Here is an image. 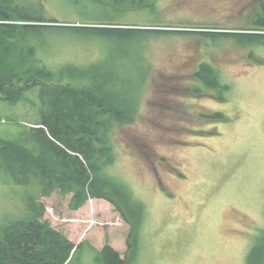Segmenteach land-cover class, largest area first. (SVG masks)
Wrapping results in <instances>:
<instances>
[{
    "label": "rangeland",
    "instance_id": "374dc122",
    "mask_svg": "<svg viewBox=\"0 0 264 264\" xmlns=\"http://www.w3.org/2000/svg\"><path fill=\"white\" fill-rule=\"evenodd\" d=\"M262 1L149 0L150 7L136 3L116 17L138 22L122 27L181 32L147 36L144 55L151 69L138 112L132 123L112 133L116 161L110 172L127 183L146 211L131 264H247L250 247L264 232V46L241 47L225 39L217 47L196 34L251 30L250 17ZM16 5L21 13L55 18L63 25H90L94 22L71 19L99 16L93 10L83 15L71 11L70 0H17ZM80 39L19 28L16 43L0 49L13 54L21 47L22 55L34 51L56 59L54 64L81 65L96 59L100 49L95 41ZM203 61L218 69L230 90L197 84L193 72ZM39 107L35 87L16 105L0 100V139L23 141L30 148L29 127L39 119ZM212 113L222 116L212 118ZM33 191L31 185L0 180V224L23 215ZM70 198L58 191L41 196L43 220L74 243L89 241L96 249L108 243L122 257L131 256L126 243L130 226L111 203L90 198L73 210ZM82 260L87 261L86 254Z\"/></svg>",
    "mask_w": 264,
    "mask_h": 264
},
{
    "label": "trees",
    "instance_id": "16d2710c",
    "mask_svg": "<svg viewBox=\"0 0 264 264\" xmlns=\"http://www.w3.org/2000/svg\"><path fill=\"white\" fill-rule=\"evenodd\" d=\"M70 1L71 11L82 15L88 10L99 13V16L71 20L94 24L63 25L55 18L21 13L17 0H0V48L16 43L19 28L26 32L54 31L82 40L98 37L109 41L103 45L97 38L85 39L95 41L100 51L96 59L81 65L71 61L54 64L52 61L56 59L47 55L46 59L45 55H35L34 51L31 56L22 55L21 47L13 54L0 49V100L16 105L25 91L35 87L40 103L39 119L29 127L28 138L34 143L30 148L23 141L0 139V180L35 188L25 200L23 215L0 224V264H131L134 239L146 216L143 203L132 194L127 183L110 172L116 161L112 133L114 127L132 123L138 112L142 85L151 69L144 55L147 36L166 37L181 32L119 26L138 24L116 17L130 11L129 6L136 3L140 7L141 2H147L150 7L149 0ZM126 2L129 4L124 6ZM101 13L106 15L100 16ZM251 18L252 25L248 28L251 30L228 35L196 34L205 39L204 43H209V39V44L217 47L222 46L225 39L241 47L264 46V3ZM16 21L22 23H13ZM249 58H253L252 55ZM197 67L193 79L204 89L206 86L230 90V85L222 82L218 69L207 61ZM221 116L219 113L211 115L212 118ZM54 191L71 194L68 205L73 210L90 198L111 203L130 226L126 243L131 256L122 257L108 243L101 249H96L89 241L74 243L44 221L45 205L40 197L50 196ZM249 250L247 264H264V232ZM84 254L86 262L82 260Z\"/></svg>",
    "mask_w": 264,
    "mask_h": 264
}]
</instances>
